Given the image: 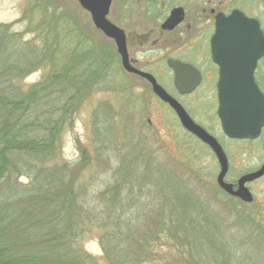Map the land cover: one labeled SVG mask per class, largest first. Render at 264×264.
<instances>
[{
    "label": "trees",
    "instance_id": "obj_1",
    "mask_svg": "<svg viewBox=\"0 0 264 264\" xmlns=\"http://www.w3.org/2000/svg\"><path fill=\"white\" fill-rule=\"evenodd\" d=\"M55 1L63 3H29L27 18L36 33L31 39L0 25V264H154L157 257L167 260L162 254L169 255L168 251H190L196 230L215 236L219 218L208 208L193 213L192 219L168 196L173 210L165 208L158 220L148 224L144 235L148 231L150 235L143 243V232L125 224L127 212L138 201L131 177L119 178L107 188L102 202L109 199L111 207L104 216L79 204L82 178H78L87 166L77 167L71 175L70 167L56 163V148L84 101L103 85L112 84L118 66L108 48L93 45L92 34H76L77 24L67 13H59L63 9ZM35 16V20L41 17L38 26ZM39 70L46 73L45 79L25 86L23 82ZM125 157V164L132 162V167L121 169L122 177L134 173V157ZM82 161L87 164L85 158ZM171 211L181 212L182 219L170 218ZM97 222L101 225L95 226ZM95 236L102 258L84 247L85 239Z\"/></svg>",
    "mask_w": 264,
    "mask_h": 264
},
{
    "label": "rangeland",
    "instance_id": "obj_2",
    "mask_svg": "<svg viewBox=\"0 0 264 264\" xmlns=\"http://www.w3.org/2000/svg\"><path fill=\"white\" fill-rule=\"evenodd\" d=\"M33 1L0 0V25L10 26L15 33H26V40L35 37L36 33L32 32V24L27 18L30 17L27 13L29 3ZM59 1L63 2L55 1L63 9L59 13H67V17L77 24L76 34L90 36L95 32L90 16L75 1ZM239 1L243 11L262 21L264 26V0ZM36 17L32 18L38 26L41 17L35 20ZM141 57L149 60L155 58V54L144 53ZM159 70L154 68L153 74L159 77L161 85L223 146L229 160L228 181L237 179L241 168L251 169L257 164L261 155H250L253 148L231 141L223 133L212 83L211 87L204 83L195 95L180 97L174 88L172 75L161 77ZM45 77L46 73L39 70L30 74L23 83L31 86L42 82ZM112 78L111 85H103L84 101L74 121L63 131L58 141L60 147L56 148V163L70 167L71 175L77 167L87 166L78 178H82L78 185L81 189L79 204L96 208L104 216L106 209L111 207L109 199L102 202L107 188L116 184L119 178L131 177L138 201L127 212L125 224L135 231H142L143 235L148 230V224L158 220L165 208L173 210L167 202L168 196L173 198L180 211L191 214L192 219L193 213L206 211L207 208L208 213L219 218L216 220L215 236L196 230V239L206 241L190 243L191 253L165 249L170 256L162 252V258L167 257V260L157 257L154 264H175L174 258L183 264H264V182L256 187L254 205L243 207L240 202L228 199L217 185L220 166L213 152L183 129L174 112L155 97L150 85L130 79L121 65L114 70ZM263 150L260 148L257 153L262 152L263 155ZM125 156L135 158L134 173L122 177L120 170L132 167V162L125 164ZM84 158L87 164L82 161ZM161 177L165 179L157 180ZM22 181L28 183L27 179ZM140 188L141 196L138 195ZM167 215L175 221L183 217L181 212L175 214L171 211ZM209 222L214 224L215 220ZM99 225V222L95 223V226ZM124 230L127 232L128 228ZM101 231H97L98 236ZM177 231L182 230L177 228ZM149 235L148 231L143 243ZM183 235L187 237L185 231ZM98 236L87 237L84 247L87 253L102 258L104 254Z\"/></svg>",
    "mask_w": 264,
    "mask_h": 264
},
{
    "label": "flooded vegetation",
    "instance_id": "obj_3",
    "mask_svg": "<svg viewBox=\"0 0 264 264\" xmlns=\"http://www.w3.org/2000/svg\"><path fill=\"white\" fill-rule=\"evenodd\" d=\"M75 2L80 6L79 2ZM242 7L239 0H111V7L107 19L124 33L129 64L132 67L151 74L158 84L161 85L159 77L153 74L154 68H160L159 74L160 72L162 73L161 77L165 74L172 75L174 88L175 71L171 68L170 64L178 62L182 65L193 67L200 75V84L190 94L181 95L175 88L176 93L180 97H190L197 94L204 83L207 82L210 87V83H212L217 95L219 107L218 83L221 79V66L215 62L213 53V39L216 36L218 28L224 23V20L232 17L234 13H241L247 19L257 20L264 34L263 22L252 16L249 12H244ZM80 8L84 13L88 14L91 19V15L81 6ZM238 25L237 23L231 24V28L238 27ZM91 34L92 38L90 40L94 43L93 45H96L98 48H108V50L113 53V63L117 66L121 65L123 68L122 59L115 42L105 37L102 32L96 28L95 32ZM144 53L155 54V58L147 60L141 57V54ZM223 55L228 57V53ZM224 63L226 65V74L229 75L226 78L247 82L251 79V66H249L247 60L230 59L227 61V59H225ZM144 64L145 66H143ZM147 67H150L151 70L147 69ZM123 71L130 79L134 78L137 81H144L150 85L139 75L129 73L124 69ZM252 79L264 96V57L257 62L252 74ZM161 86L163 87V85ZM158 100L162 102L160 99ZM176 100L179 102L178 99ZM162 104L170 108L164 102H162ZM187 113L189 114L188 111ZM189 116L198 124L193 114H189ZM149 124L150 126L152 125L150 120ZM203 128L209 133L205 127ZM190 135L198 142L200 141L193 134ZM230 140L236 141L242 146L248 144L249 148H253V150L249 152L251 153L250 155H261L257 164L251 169L247 167L245 169L241 168L238 173V178L235 180L228 181V179H230V167L228 165L225 181L233 185V190H238L240 180L249 175L257 174L264 168V154L262 155V152L261 154L257 153V150H260V148L263 150L264 148V125L260 135L255 139ZM200 143L202 142L200 141ZM262 144L263 146L261 147ZM262 182H264V175L252 181L245 182L244 186L249 190L253 198L250 203H246L240 198L226 193L224 190L221 191L223 195L231 201H238L241 206L249 207L250 205H254L256 187Z\"/></svg>",
    "mask_w": 264,
    "mask_h": 264
},
{
    "label": "water",
    "instance_id": "obj_4",
    "mask_svg": "<svg viewBox=\"0 0 264 264\" xmlns=\"http://www.w3.org/2000/svg\"><path fill=\"white\" fill-rule=\"evenodd\" d=\"M91 15L94 27L113 40L122 59L123 69L139 75L151 86L156 97L167 104L178 117L181 126L208 146L216 156L220 173L217 177L219 187L226 193L240 198L246 203L252 202L251 193L244 184L264 175V168L257 174L249 175L239 181V189L225 181L228 172L227 156L218 140L203 127L196 124L184 107L170 95L149 73L139 71L129 64L124 33L108 19L111 0H74ZM239 24L231 28V24ZM214 60L221 66V79L218 83V117L223 133L230 139H255L264 125V96L252 79L257 62L264 57V34L257 20L247 19L241 13H234L224 20L213 39ZM228 53V57L223 54ZM247 60L251 66V79L237 81L226 78L224 60ZM175 71V88L181 94H190L199 84L200 75L193 67L181 63H171Z\"/></svg>",
    "mask_w": 264,
    "mask_h": 264
}]
</instances>
